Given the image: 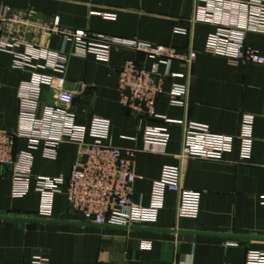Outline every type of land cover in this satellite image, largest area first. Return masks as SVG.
<instances>
[{
  "label": "crops",
  "instance_id": "0c3cea01",
  "mask_svg": "<svg viewBox=\"0 0 264 264\" xmlns=\"http://www.w3.org/2000/svg\"><path fill=\"white\" fill-rule=\"evenodd\" d=\"M197 7L195 0H0V12L6 9L37 23L58 18L59 25L68 30L196 52L189 70L173 62L172 76L162 77L163 92L155 104L159 117L203 125L213 134L234 139L242 115L254 117L251 160H238L236 140L232 152L220 162L180 160L181 126L134 115L120 104V69L134 61L149 70L152 60L117 48L111 50L107 63L92 55L70 56L61 96L42 87L38 116L45 107L55 106L73 114L78 126L88 127L94 118L109 121L110 144L135 152L132 202L147 207L162 169L179 167L181 189L201 195L199 215L196 219L177 217V196L167 192L154 224L96 227L83 222L62 192L54 197L51 217L40 219L35 179L68 178L82 147L64 142L51 159L41 154L40 145L30 149L27 140L18 138L13 152L31 154V180L27 195L14 199L12 175L0 166V264H32L35 257L46 264H244L247 252L264 251V66L234 64L204 54L206 38L216 27L198 20ZM0 36L45 51L62 49L58 36L28 27L0 23ZM245 45L264 56V35L248 33ZM14 61L12 54L0 51V130L9 133L20 129L21 85L37 74L58 76L48 69H15ZM33 64L44 65L41 61ZM163 73L160 67V76ZM179 74L185 77L174 76ZM173 85L186 86L184 107L170 104ZM146 127L168 129L170 139L164 154L144 152Z\"/></svg>",
  "mask_w": 264,
  "mask_h": 264
},
{
  "label": "built area",
  "instance_id": "2783aa9c",
  "mask_svg": "<svg viewBox=\"0 0 264 264\" xmlns=\"http://www.w3.org/2000/svg\"><path fill=\"white\" fill-rule=\"evenodd\" d=\"M198 4V20L216 27L207 36L202 52L221 57L230 63L264 66V56L245 45L246 35H264V0H195ZM104 18L112 19L110 15ZM1 24L28 27L41 33L58 36L62 49L45 51L21 41H11L0 36V51L12 54L13 68L48 69L58 76L34 75L29 83L21 85L18 93V118L20 129L16 133L0 130V166L12 175L11 196L20 199L27 195L31 180L32 156L27 152L14 154L15 140L28 141L29 148L41 146V154L55 159L60 144L66 142L82 147L80 160L73 165L68 178H37L35 191L39 195L40 219H49L53 210V200L64 192L70 208L79 213L83 222L92 226L129 227L154 224L164 204L167 192L177 196L176 214L179 218L196 219L200 210V193L184 191L180 187L179 167L165 166L160 178L153 183L150 204L147 207L132 202L133 185L136 176L133 172L135 152L121 150L110 144V123L94 118L88 127L75 124L74 115L55 106H47L38 116L42 87H48L57 98L65 85L63 76L70 56L92 55L102 63L110 59L111 50L128 49L143 54L153 63L149 70L134 61L126 62L117 77L120 104L134 115H148L161 119L166 124L182 127L180 160L203 159L220 162L224 155L233 150L234 141L238 144V160L249 161L252 157L254 117L242 115L236 139L216 135L208 127L194 123L171 121L155 114V104L163 92L162 77L172 76L173 62L183 65L186 70L197 58L191 49L177 51L161 45L143 43L136 39H118L104 35H93L83 30H68L59 25V19L37 23L17 13L3 9L0 12ZM177 33L186 34L185 30ZM69 46L71 50L65 52ZM23 48L24 52H17ZM41 61L44 65L35 66ZM160 67L164 68L162 76ZM187 75V74H186ZM184 78V74L174 75ZM187 88L173 85L170 90V104L184 107ZM264 117V108L261 114ZM90 142L87 143V139ZM166 127H146L143 131L144 152L153 155L164 154L169 143ZM32 264H46L41 257H35ZM244 264H264V251H249Z\"/></svg>",
  "mask_w": 264,
  "mask_h": 264
},
{
  "label": "water",
  "instance_id": "95a60500",
  "mask_svg": "<svg viewBox=\"0 0 264 264\" xmlns=\"http://www.w3.org/2000/svg\"><path fill=\"white\" fill-rule=\"evenodd\" d=\"M87 101V100H86Z\"/></svg>",
  "mask_w": 264,
  "mask_h": 264
}]
</instances>
